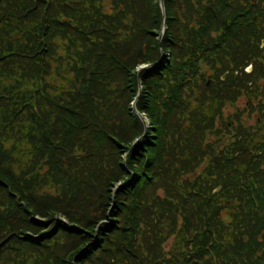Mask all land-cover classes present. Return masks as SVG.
Wrapping results in <instances>:
<instances>
[{
    "label": "trees",
    "instance_id": "16d2710c",
    "mask_svg": "<svg viewBox=\"0 0 264 264\" xmlns=\"http://www.w3.org/2000/svg\"><path fill=\"white\" fill-rule=\"evenodd\" d=\"M163 1L0 0V264H264V0Z\"/></svg>",
    "mask_w": 264,
    "mask_h": 264
},
{
    "label": "rangeland",
    "instance_id": "374dc122",
    "mask_svg": "<svg viewBox=\"0 0 264 264\" xmlns=\"http://www.w3.org/2000/svg\"><path fill=\"white\" fill-rule=\"evenodd\" d=\"M161 1H162V0H154V2H156V3L159 2L160 6H161ZM106 2H107L106 7L111 9V6H110V2H111V0H106ZM143 66H145V65H143ZM143 66L139 67V70H140ZM249 69L251 70V68H248V70H249ZM139 70H138V72H139ZM138 75H139V74H138ZM139 79H140V78H139ZM140 91H141V89H140ZM245 102H246V97H245V96H241V97L238 99V101H237V103H236V106H238V107H243L244 104H245ZM135 103H136V100H134V102L132 103V108H133L135 111H137V108H136ZM232 111H233V109H232V107H230L229 109L225 110V114H228V113H230V112H232ZM140 116H142V118L144 119L145 122H146V120L148 121V118H147L144 114H140ZM254 118H255V115H253V116L250 118L249 122H254V121H255ZM148 123H149V121H148ZM117 187H118V186H117ZM117 187L115 188V190L117 189ZM115 190H114V191H115ZM35 219H36V220H39V217L36 216ZM62 219H63L65 222H67L64 218H62Z\"/></svg>",
    "mask_w": 264,
    "mask_h": 264
},
{
    "label": "water",
    "instance_id": "95a60500",
    "mask_svg": "<svg viewBox=\"0 0 264 264\" xmlns=\"http://www.w3.org/2000/svg\"><path fill=\"white\" fill-rule=\"evenodd\" d=\"M161 8L163 9V11L165 10L164 9V1L162 0L161 1ZM164 31H165V26H164V23H163V25H162V30H161V32H160V35H159V39H160V41H162V38H163V36H164ZM144 67H149V66H147V65H145V66H143L142 68H144ZM142 68L139 70V73H140V71L142 70ZM249 68H251V67H249ZM247 71H250V69L248 70L247 69ZM138 73V74H139ZM226 75H227V73H225L224 75H223V78H225L226 77ZM209 84V80L206 82V86ZM144 120V119H143ZM139 140V139H138ZM137 140V141H138ZM118 189L119 188H117L116 190H115V193L118 191Z\"/></svg>",
    "mask_w": 264,
    "mask_h": 264
}]
</instances>
